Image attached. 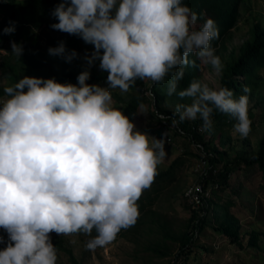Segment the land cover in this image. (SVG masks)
<instances>
[{
    "label": "clouds",
    "instance_id": "1",
    "mask_svg": "<svg viewBox=\"0 0 264 264\" xmlns=\"http://www.w3.org/2000/svg\"><path fill=\"white\" fill-rule=\"evenodd\" d=\"M50 14L55 17L52 29L93 46L83 59L88 66L99 61L107 87L87 83L85 68L75 84L23 75L4 88L0 228L7 240L0 248V264H56L50 233L83 232L91 236L85 247L93 250L135 222L136 201L166 155L164 140L152 137L150 144L149 135L111 106L109 88L124 92L137 79L158 83L171 73L167 94L190 98L175 107L179 121L199 118L209 128L218 110L234 118L240 137L251 130L246 94L234 96L226 86L212 87L197 78L177 91L190 54L216 73L222 69L211 45L218 36L216 22L206 18L197 26L198 14L183 0H60ZM3 31L14 32L15 22ZM10 50L17 57L23 51L16 41H10ZM47 52L65 61L77 56L63 40ZM7 56V49L0 48V69ZM4 76L0 70V84L6 82ZM139 108L145 113L144 105Z\"/></svg>",
    "mask_w": 264,
    "mask_h": 264
},
{
    "label": "rangeland",
    "instance_id": "2",
    "mask_svg": "<svg viewBox=\"0 0 264 264\" xmlns=\"http://www.w3.org/2000/svg\"><path fill=\"white\" fill-rule=\"evenodd\" d=\"M0 9V19L4 16ZM205 18L203 19V21ZM253 22H264V0H247L240 8V15L236 27L232 31V37L226 43V49L222 51L220 58L223 68L225 60L238 54L239 48L249 38ZM203 23V22H202ZM22 41L27 45L26 51L33 50V46L47 49L55 46L58 41L71 38V46L66 50L75 49L77 56L71 61H65L61 56L52 55L55 58L56 70L59 72L73 70L77 73L85 68L88 71L100 72L99 61H94L88 66L83 57L90 54L93 46L85 43L79 36L70 35L53 29H45L38 34V29L30 25L22 34ZM49 36V37H47ZM10 58V62L17 66V60ZM14 61V62H13ZM222 71V69H221ZM214 72L210 66L202 65L201 79L212 87H220V75ZM170 75L164 78V84L168 85ZM5 82V81H4ZM152 80L137 79L130 85L127 91L119 88H109L112 98V107L120 109L131 97L146 96L145 90L150 88ZM6 85L10 86L8 81ZM100 86L107 87L106 80L101 81ZM163 87V86H162ZM179 91V90H177ZM248 96V116L251 120V130L245 137H240L233 128L234 118H222L209 130L201 129L204 139L220 149H226L229 158L236 153L251 152L257 148L258 141L264 135V85L253 91L245 93ZM190 103V98H181L175 93L166 95L162 106L167 109H175L177 104ZM141 105L145 106V113H139L138 107L132 123L134 128L149 135V143L152 137L161 138V130H157V120L152 101ZM189 123L192 120L186 119ZM170 140H164L165 157L156 165V170H163L178 156H182V162L178 166L175 176L167 187L159 194L150 209L142 215V224L132 227L122 236L115 237L103 247L89 250L85 247V241L91 238L83 232L56 234L50 233V239L61 237L63 244L73 251L81 264H170L179 248V236L186 229L190 209L188 204L192 202L185 195L188 188L198 185V176L206 164L199 166L203 159L202 152L187 138L175 136L173 129H168ZM202 156V157H201ZM232 184L237 187V196L225 193V196L235 199L236 205L231 209L241 224L242 244L239 247L230 243L227 238L206 226L196 237L193 252L188 257V264H264V252L246 246L248 233L252 230L264 232V183L260 177V171L256 166L237 170L232 177ZM94 236V232L91 233ZM0 248L4 247L3 241L7 240V233L0 228ZM53 243V242H52ZM264 248V237L260 240ZM57 253L56 264H71L68 256L54 245Z\"/></svg>",
    "mask_w": 264,
    "mask_h": 264
},
{
    "label": "trees",
    "instance_id": "3",
    "mask_svg": "<svg viewBox=\"0 0 264 264\" xmlns=\"http://www.w3.org/2000/svg\"><path fill=\"white\" fill-rule=\"evenodd\" d=\"M246 1L183 0V3L187 4L198 14L197 26L202 24L204 18H212L216 22L218 36L211 41V45L215 49V54L221 58V53L226 49V43L232 37V31L236 27L240 8ZM58 3H60V0H0V9L5 13L0 19V48L4 47L8 51V56L3 58L0 70L1 76L5 75L4 77H6V81H8L10 86L14 85L23 75L53 77L61 83L70 82L75 84L77 82V72L73 70L59 72L56 70L55 58L48 54L47 49L33 46V50L26 51L28 44L21 40V34L30 25L38 29V34L45 31V29H52L50 24L55 22V17L50 13ZM10 21L15 22V31L5 34L3 29ZM10 41H16L22 46L23 51L19 57L11 52ZM70 42L71 38L67 39L65 47H70ZM13 56H15L13 60L18 61L16 67L14 63L9 61ZM189 61L190 63L184 66V75L177 83V90L186 87L191 79L200 77L202 64L194 53L189 55ZM223 64L220 86L232 89L234 96L245 94L243 92L245 87L248 91H253L264 85V22H253L249 38L243 42L238 54L231 59L225 60ZM175 71L176 69L171 70L172 73ZM89 73L90 78L87 81L89 84L106 80V71H89ZM168 75H170L169 78L171 80V73ZM7 86L5 83L0 84V98H6L4 88ZM167 86V84H164V80L158 83L152 81L150 96L131 97L120 110L132 122L138 107L151 100L155 109L157 130H161L162 124L157 116L158 113L179 117L175 113V109H167L162 106L167 95ZM227 115L214 110L212 124L209 128L203 127V122L199 118L192 120L191 123L185 119L184 121H179L177 127H171L175 136L187 138L197 146L202 152L204 163L206 164L202 173L198 176V184L201 187V190L198 191L199 201L196 204H192L193 206L188 204L190 216L186 229L178 237L179 248L174 255L173 264L180 262L188 264V257L193 252L192 246L195 245V239L206 226H210L214 231L227 238L230 243L243 247L240 220L231 211L235 207L236 202L235 199L225 196V193L238 195L241 184L234 187L232 177L237 170H242L246 167L256 166L264 183V135L258 141L257 148L254 151H243L229 158L226 149L217 148L216 145L206 141L203 131H201V129L209 130L222 118H228ZM168 121L171 123L172 118L168 119ZM181 162L182 156H178L166 169L156 170L153 181L147 188L142 190L136 201L138 215L135 222L127 228H122L115 237L122 236L130 228L138 227L142 224V215L147 209H150L159 194L172 181ZM93 232L95 235V230ZM261 237H264V232L259 230L250 231L246 246L264 252V248L260 244ZM51 241L68 256L71 264H81L71 248L63 244L61 237Z\"/></svg>",
    "mask_w": 264,
    "mask_h": 264
},
{
    "label": "built area",
    "instance_id": "4",
    "mask_svg": "<svg viewBox=\"0 0 264 264\" xmlns=\"http://www.w3.org/2000/svg\"><path fill=\"white\" fill-rule=\"evenodd\" d=\"M145 95L146 96H150L151 95L150 94V88H147V90H145ZM161 115L166 116L168 118L165 119V120H162L160 118ZM157 116L160 118V121H161V124H162V128H161L160 134L162 135L163 138H165L166 140L169 141L170 140V137L168 135L169 134L168 129H170L172 126H174V127H177L178 126L179 117H177V116H172L171 117V115H169V114H162V113L161 114L158 113ZM170 118H172V122L171 123L168 121V119H170ZM174 119L176 121H178V122L177 123H173V120ZM204 162H205L204 160H201L200 163H199V166H201L202 164H204ZM202 171H203V168L201 170V173H202ZM200 190H201V187L198 184L197 186L194 187V190L192 188H188L187 191L185 192V195L192 202V204H196L199 201V199H198V191H200ZM170 264H173V260H172V262ZM178 264H183V263L180 262Z\"/></svg>",
    "mask_w": 264,
    "mask_h": 264
}]
</instances>
